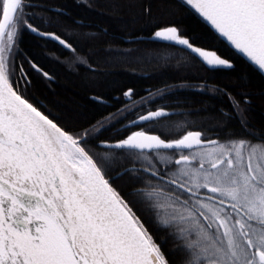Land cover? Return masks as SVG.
<instances>
[{"label": "snow or ice", "instance_id": "obj_1", "mask_svg": "<svg viewBox=\"0 0 264 264\" xmlns=\"http://www.w3.org/2000/svg\"><path fill=\"white\" fill-rule=\"evenodd\" d=\"M183 2L264 70V0ZM32 7L0 0V264H171L148 223L179 242L183 264H264V142L200 131L166 139L151 131L168 116L160 109L97 151L94 133L126 119L124 110L76 132L16 87L17 37L23 28L39 31L29 22ZM153 35L210 70L233 67L171 23ZM123 175L135 181L131 191L114 186Z\"/></svg>", "mask_w": 264, "mask_h": 264}, {"label": "trees", "instance_id": "obj_2", "mask_svg": "<svg viewBox=\"0 0 264 264\" xmlns=\"http://www.w3.org/2000/svg\"><path fill=\"white\" fill-rule=\"evenodd\" d=\"M32 3L34 7L27 10L29 22L40 31L57 34L74 49L23 28L14 49L12 78L20 81L16 87L30 102L52 118H62L76 132L98 127L97 122L124 110L126 119L116 116L114 126L108 124L106 130L94 133L99 140L93 143L114 142L121 138L130 121L159 110L160 105L168 116L151 131L163 138L200 131L205 137L220 141L240 137L264 142V75L183 0ZM168 23L180 28L195 45L229 59L233 67L210 70L178 46L147 39L130 40L151 36L158 25ZM22 70L29 75L25 88H20L24 81L18 74ZM45 72L47 76L43 75ZM129 89L132 93L154 92L156 98L152 95L145 104L121 108ZM104 150L99 145L97 151ZM133 183L130 176L123 175L115 179L114 186L131 191ZM138 215L147 218L142 211ZM146 226L171 264H183L179 242L173 240L169 231L151 223Z\"/></svg>", "mask_w": 264, "mask_h": 264}, {"label": "water", "instance_id": "obj_3", "mask_svg": "<svg viewBox=\"0 0 264 264\" xmlns=\"http://www.w3.org/2000/svg\"><path fill=\"white\" fill-rule=\"evenodd\" d=\"M210 26V25H209ZM211 27V26H210ZM39 30V29H38ZM214 30V29H213ZM35 35H37V36H39V37H42V38H48V39H52V40H54L55 42H57L58 44H60L61 46H63L64 48H66V49H72V46H71V48H68V47H66L64 44H61L58 40H56L55 38H54V36H58L57 34H55V33H50V32H43V31H38V32H36V31H32ZM41 33H43V34H41ZM54 34V35H53ZM60 37V36H59ZM61 38V37H60ZM223 38V37H222ZM139 39H147V40H152V41H157V42H162V43H168V44H172V42H167V41H162V40H159V39H156L155 37H154V35H151V36H148V37H140V38H133V39H130L131 41L132 40H139ZM61 40H64L63 38H61ZM223 40L228 44V45H230L231 46V44L228 42V41H226V39L225 38H223ZM64 41H66V40H64ZM129 41V40H128ZM66 43L67 44H69L67 41H66ZM70 45V44H69ZM172 45H174V44H172ZM175 46H178V47H180V48H183V46H180V45H175ZM197 46V45H196ZM200 47V46H199ZM233 49H235L233 46H231ZM205 49V48H204ZM205 50H207V49H205ZM236 50V49H235ZM238 53H240L238 50H236ZM246 60H248V58L246 57V56H244L242 53H240ZM249 61V60H248ZM249 62H251V61H249ZM252 63V62H251ZM253 64V63H252ZM205 65V64H204ZM232 65H233V63H232ZM255 67H257L258 69H259V67L257 66V65H255V64H253ZM207 67V66H206ZM209 68V67H208ZM221 68H223V67H221ZM260 70V72L264 75V70H261V69H259ZM97 99H99V98H97ZM99 100H102V99H99ZM99 145L100 146H102V147H104V145L103 144H101V142H99ZM129 168H131V167H129Z\"/></svg>", "mask_w": 264, "mask_h": 264}, {"label": "flooded vegetation", "instance_id": "obj_4", "mask_svg": "<svg viewBox=\"0 0 264 264\" xmlns=\"http://www.w3.org/2000/svg\"><path fill=\"white\" fill-rule=\"evenodd\" d=\"M72 49H74V48L72 47ZM75 58L77 60L78 59L79 60L81 59L79 57H75ZM18 76H20L21 78L22 77H26V79L29 81V75H28L27 70H22V74L19 73ZM152 95H154V92L145 93V91H142V92H138V93H132L131 98H129V97H126L125 98V105H123L121 108H124V107H126V106H128L130 104H145L150 99V96H152ZM154 96L156 98V95H154ZM162 107L163 106L160 105L159 106V110L160 109H163L164 110V108H162Z\"/></svg>", "mask_w": 264, "mask_h": 264}]
</instances>
